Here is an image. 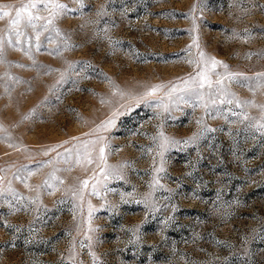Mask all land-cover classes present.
Here are the masks:
<instances>
[{
  "label": "rangeland",
  "instance_id": "1",
  "mask_svg": "<svg viewBox=\"0 0 264 264\" xmlns=\"http://www.w3.org/2000/svg\"><path fill=\"white\" fill-rule=\"evenodd\" d=\"M57 2L0 0V264H264V0Z\"/></svg>",
  "mask_w": 264,
  "mask_h": 264
},
{
  "label": "snow or ice",
  "instance_id": "2",
  "mask_svg": "<svg viewBox=\"0 0 264 264\" xmlns=\"http://www.w3.org/2000/svg\"><path fill=\"white\" fill-rule=\"evenodd\" d=\"M40 4L43 5L42 9L40 8V6L37 3H29V4H25L24 6H22L20 9H18L16 11L15 18L10 22L11 25L15 28L23 20L28 27L36 28L38 26L36 22L41 20V19H45V18L39 16L38 14L34 15L32 10H36L37 12L40 10L49 11L51 13V16L55 17L61 11H63L64 9L67 8V5L60 4L57 2V0H40ZM25 13H26V17L24 16ZM7 15H9V13L4 12V13L0 14V18H3L4 16H7ZM52 22H53V20L51 18H48L46 20V24L42 26L45 31L47 30V25L51 24ZM20 35H21V33L17 32V36H20ZM38 38H39V36L37 35V39ZM210 63L212 65V67H215L217 64H219L221 62L216 61L214 59H211ZM224 67L226 68L227 66L224 65ZM198 75L203 77L204 79H207V73L205 71L198 73ZM200 86L203 87V84H201ZM113 122L114 121H112V120L107 121L105 123V127L110 126ZM102 154H103V149H101V158H103ZM84 184H85V186H87V181H85Z\"/></svg>",
  "mask_w": 264,
  "mask_h": 264
}]
</instances>
